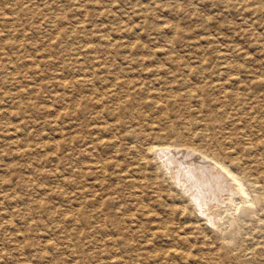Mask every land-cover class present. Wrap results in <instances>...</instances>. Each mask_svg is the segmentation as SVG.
I'll return each instance as SVG.
<instances>
[{"label":"rangeland","instance_id":"obj_1","mask_svg":"<svg viewBox=\"0 0 264 264\" xmlns=\"http://www.w3.org/2000/svg\"><path fill=\"white\" fill-rule=\"evenodd\" d=\"M91 1L0 0V264H264V205L232 188L203 219L148 153L224 109L244 110L221 142L264 119V87L247 89L264 83V0ZM127 80L145 103L116 119ZM227 91L252 100L220 108Z\"/></svg>","mask_w":264,"mask_h":264},{"label":"bare ground","instance_id":"obj_2","mask_svg":"<svg viewBox=\"0 0 264 264\" xmlns=\"http://www.w3.org/2000/svg\"><path fill=\"white\" fill-rule=\"evenodd\" d=\"M4 1V0H3ZM91 1V0H90ZM5 3V2H4ZM91 3H94L91 1ZM97 7V4H93ZM98 8V7H97ZM91 9V8H90ZM100 9V8H98ZM80 10V9H79ZM110 10V9H109ZM76 11V10H75ZM105 12V11H104ZM106 13V12H105ZM94 14V13H93ZM103 16V12H100ZM106 14H104L105 16ZM88 16V14H87ZM172 41V40H171ZM1 45V44H0ZM7 56V55H6ZM78 63V62H77ZM116 67V66H115ZM132 67V66H131ZM117 68V67H116ZM103 69V67H102ZM79 70V68H78ZM84 70V69H83ZM193 70V69H192ZM92 73V72H91ZM119 73V72H118ZM123 74V71H122ZM124 75V74H123ZM103 76V75H102ZM101 76V77H102ZM112 77V75H110ZM121 76V75H120ZM129 76V75H128ZM133 76V75H132ZM215 76V75H214ZM97 77V76H96ZM81 78V77H80ZM149 80V79H148ZM60 81V80H59ZM93 81V80H92ZM72 82V81H71ZM150 82V81H149ZM116 83V82H115ZM132 81H122L117 82L115 87H118L119 90L125 94V97L118 101L117 108L114 112L110 111V115L113 117H117L119 114L129 113L131 116L136 115L138 109L136 105L140 106L139 95L143 92L142 88H138V86H133ZM246 84V83H245ZM150 85V84H149ZM256 85H247V89H253L255 91L261 92V89L264 87V83ZM69 87V86H68ZM108 87V86H106ZM143 87V86H142ZM151 88V87H150ZM246 90V89H245ZM111 91V90H110ZM200 92V91H199ZM229 93L223 94L224 98L218 100L219 107L227 108L233 102L241 105L242 100H252L251 97L243 98L238 94ZM105 93V92H104ZM162 93V92H161ZM195 93V92H194ZM253 96L256 95V92H252ZM188 94L189 97H193L194 94L192 92L185 93L181 100ZM206 94V93H205ZM209 94V93H208ZM146 95V94H145ZM168 95V94H167ZM163 97V96H162ZM14 98V97H13ZM141 98V97H140ZM151 98V97H150ZM202 98V97H201ZM143 103H145L144 99L141 98ZM155 99H159L158 95H155L151 98L153 105H160L159 102L154 101ZM95 101V100H93ZM110 101V100H109ZM137 101V102H136ZM244 102V101H242ZM83 103V101H82ZM214 104V103H213ZM108 106V105H107ZM166 106V105H165ZM202 106V105H201ZM231 107V106H230ZM243 107V106H242ZM98 108V107H97ZM238 108V107H237ZM236 109L234 113L230 116L226 110L223 112H214L217 115H207L204 117L200 123H190V125H195V129L201 130L199 133H192L186 137H182L185 142L182 143L179 141L181 138L177 136L176 140L171 142L168 140L167 135L159 134L157 137V141L153 142L152 148L151 146L148 149L149 151H156L154 147H161L162 150L156 152L157 157L161 158L165 157L163 164L164 168L167 167L170 175V179L172 183L177 187L179 191H181L185 196L189 198L192 204H194L195 208L201 212V216L204 214V210L208 207L213 209L211 206L215 203H218L221 196L230 197L229 202L232 205H237L236 194L231 191L232 188H235L238 192L245 194L247 198L250 196L252 200L249 202L252 203V206L261 207L264 205V175L260 173L261 164H259L258 159L254 161V157L259 155H264V135L261 132L264 130V119L263 118H255L249 117L250 120H245L244 124L249 125V132L245 134H241L239 128H236L234 131H229L228 133H223L226 135L225 143L221 142L220 139L216 138V132L223 130L225 121H233L234 124L243 121V117L241 116V111L244 109ZM253 108V107H252ZM80 108L76 109V112L79 111ZM107 109V108H106ZM24 110V109H23ZM156 110V109H155ZM246 110V109H245ZM250 110V109H249ZM231 111V110H230ZM251 111V110H250ZM259 111V110H258ZM229 112V111H228ZM246 114V112H244ZM243 113V114H244ZM105 114V113H104ZM251 114V113H247ZM219 115V116H218ZM244 116V115H243ZM94 118V117H93ZM248 117H245V119ZM117 119V118H116ZM193 119V118H192ZM256 119V120H255ZM114 120V119H113ZM156 127V126H155ZM256 127V131H259V139L254 136V129ZM16 128V127H15ZM262 130V131H261ZM107 131H105L106 133ZM113 132V131H111ZM218 132V133H219ZM64 134V133H63ZM112 135V134H111ZM100 138V137H99ZM252 139H255L252 140ZM156 143L158 145H156ZM149 144V143H147ZM226 144L229 146L225 148ZM148 146V145H147ZM135 150V149H133ZM138 150V149H137ZM84 152V151H83ZM151 153V152H150ZM159 155V156H158ZM156 157V158H157ZM143 159V158H141ZM256 159V158H255ZM140 160V159H139ZM162 161V160H160ZM258 165V167L256 165ZM112 166V165H111ZM256 167L255 174H251ZM15 172V171H14ZM109 174V173H108ZM134 178V177H133ZM132 178V179H133ZM131 182V181H130ZM230 182L234 184H230ZM133 184V183H132ZM131 186V185H130ZM158 187V186H157ZM161 187V186H160ZM158 190V189H157ZM165 191V190H164ZM168 191V190H167ZM178 191V192H179ZM166 192V191H165ZM175 192V191H174ZM253 192L258 193L257 195H252ZM165 194V193H164ZM248 194V195H247ZM161 196V195H160ZM180 197V196H179ZM186 197V198H187ZM114 199V198H113ZM110 200V199H109ZM145 200V199H144ZM179 200V199H178ZM248 200V199H247ZM246 200V203L248 202ZM187 201V199H186ZM142 202V201H141ZM188 202V201H187ZM223 202V201H221ZM137 203V202H136ZM227 203V202H226ZM44 204V203H43ZM139 204V203H138ZM137 204V205H138ZM220 204V203H219ZM228 204V203H227ZM230 204V205H231ZM248 204V203H247ZM42 205V204H41ZM145 205V204H144ZM179 205V204H178ZM221 205V204H220ZM246 205V204H245ZM139 206V205H138ZM142 206V205H141ZM193 206V207H194ZM218 206V205H217ZM223 206V205H222ZM33 207V206H32ZM137 207V206H136ZM181 207V206H180ZM192 207V208H193ZM133 209V208H132ZM142 209V208H141ZM34 210V209H33ZM40 210V209H39ZM144 210V209H143ZM178 210V209H177ZM188 210V209H187ZM236 210V208H235ZM47 211V209L45 210ZM176 211V210H175ZM184 212V210H182ZM196 211V210H195ZM208 211V210H207ZM212 211V210H211ZM219 211V210H218ZM233 211V210H231ZM140 212V211H138ZM213 212V211H212ZM256 212V210H255ZM180 213V212H179ZM209 213V212H208ZM253 213V212H252ZM147 214V213H146ZM177 214V212H176ZM178 215V214H177ZM199 216V214H197ZM209 215V214H208ZM211 215V214H210ZM254 215V214H253ZM77 216V215H76ZM96 216V215H95ZM63 217V216H61ZM182 217V215H181ZM194 217V215H193ZM207 217V216H206ZM205 217V218H206ZM65 218V216H64ZM199 218V217H198ZM204 219V216L202 217ZM212 218V217H211ZM210 218V220H211ZM233 218V217H232ZM235 218V217H234ZM263 218V217H262ZM194 219V218H192ZM202 219V220H203ZM214 219V218H213ZM72 220V219H71ZM189 220V219H188ZM206 220H209L208 218ZM215 220V219H214ZM193 221V220H192ZM191 221V222H192ZM213 221V220H211ZM75 222V221H74ZM210 222V221H207ZM10 223V222H9ZM29 223V222H28ZM77 223V222H76ZM216 223V222H215ZM198 224V223H197ZM78 225V224H77ZM136 226V225H135ZM209 226V225H208ZM262 226L264 223L262 221ZM168 227V226H167ZM172 227H174L172 225ZM190 227V226H189ZM214 227V226H213ZM192 228V227H191ZM195 228V227H194ZM105 230V229H104ZM196 230V229H195ZM145 231V230H144ZM180 231V229H179ZM127 232V231H126ZM192 232V231H191ZM128 233V232H127ZM153 233V232H152ZM199 233V232H197ZM11 234V233H10ZM15 234V233H14ZM85 234V232H84ZM87 234V233H86ZM125 234V233H124ZM189 234V233H188ZM218 234V233H217ZM92 235V234H90ZM121 235V234H120ZM160 235V234H159ZM172 235V234H171ZM88 236V235H87ZM128 236V235H127ZM183 236V235H182ZM190 236V235H189ZM91 237V236H90ZM124 237V236H123ZM129 237V236H128ZM146 237V236H145ZM179 237V236H178ZM199 237V236H197ZM107 238V237H106ZM113 238V237H112ZM125 238V237H124ZM137 238V237H136ZM148 238V237H147ZM166 238V237H165ZM196 238V237H195ZM69 239V238H68ZM101 239V238H100ZM123 239V238H122ZM127 240V238H125ZM124 239V240H125ZM171 240V238H169ZM95 240V239H93ZM115 240V239H114ZM118 240V239H117ZM173 240V239H172ZM198 240V239H197ZM239 240V239H238ZM128 241V240H127ZM174 241V240H173ZM176 241V240H175ZM192 241V240H191ZM98 242V241H97ZM180 242V241H179ZM198 242V241H197ZM102 243V242H101ZM115 243V242H114ZM182 243V242H181ZM180 243V244H181ZM187 243V242H186ZM192 243V242H191ZM203 243V242H202ZM169 244V243H168ZM167 244V245H168ZM97 245V244H96ZM128 245V244H127ZM134 245V244H132ZM175 245V244H174ZM207 245V244H205ZM135 246V245H134ZM152 246V245H151ZM181 246V245H180ZM74 247V246H73ZM149 247V246H148ZM168 247V246H167ZM176 247V246H175ZM208 247V246H207ZM144 249V247H142ZM154 248V247H153ZM178 248V247H176ZM172 251L168 252V259L172 255H179L176 249H171ZM184 250V249H182ZM131 251V249H130ZM152 251V250H151ZM154 251V250H153ZM236 255L233 256L241 257L244 253L242 250L241 244L236 246ZM234 251V252H235ZM243 251V252H242ZM147 253V252H146ZM164 253V252H163ZM167 253V252H166ZM253 253V252H252ZM264 253V252H263ZM190 255V254H189ZM202 255V254H201ZM155 256V254H154ZM153 256V257H154ZM164 256V255H163ZM230 256V255H229ZM232 256V255H231ZM110 257V256H109ZM130 257V256H129ZM145 257V256H144ZM148 257V256H146ZM150 257V256H149ZM152 257V256H151ZM150 257V258H151ZM156 257V256H155ZM158 257V256H157ZM156 257V258H157ZM177 257V256H176ZM201 257V256H200ZM228 257V256H227ZM134 258V257H133ZM140 258V257H139ZM194 258V257H193ZM202 258V257H201ZM143 259V255L142 258ZM145 259V258H144ZM147 259V258H146ZM152 259V258H151ZM154 259V258H153ZM158 259V258H157ZM157 259L155 261H157ZM161 259V258H160ZM172 259V258H171ZM159 260V259H158ZM184 260V258H183ZM191 260V259H189ZM168 261V260H167ZM185 261V260H184ZM218 261V260H217ZM166 262V261H165ZM169 262V261H168ZM173 263L175 261H172ZM187 263V262H186ZM172 264V263H171Z\"/></svg>","mask_w":264,"mask_h":264}]
</instances>
